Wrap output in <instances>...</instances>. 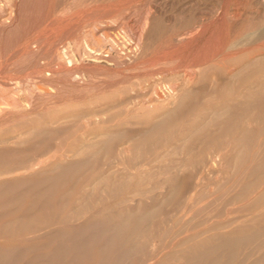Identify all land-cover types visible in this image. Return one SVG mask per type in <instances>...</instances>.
<instances>
[{"label": "bare ground", "instance_id": "1", "mask_svg": "<svg viewBox=\"0 0 264 264\" xmlns=\"http://www.w3.org/2000/svg\"><path fill=\"white\" fill-rule=\"evenodd\" d=\"M146 1L147 0H145V2ZM203 1L205 0H187L179 6L178 9L173 10V8L170 9L157 0H149L146 2L148 4L143 3V0H0V149L4 147L12 148L21 146L25 149L28 147V149H33L32 151L36 152L39 141H42L41 138H43V136L50 137L53 135V138H47V141H49L47 145L46 143L42 144L45 141L44 137V141L41 142V145H46V147L39 146L40 148H38V150H40H37V154L30 151V153L36 154L35 156L32 154V158L30 157L31 154H29L28 149L26 152L28 157H30L28 159H25L23 155H21L23 152L20 150L18 152L16 150V154L20 153L19 155L20 157L22 156L21 158L23 160L21 159L16 163L13 162V165L11 164L12 166L9 167L7 166L9 158L7 159L4 157L7 160L2 163L4 164L6 162V165H0L2 167V169H0V177L3 178V182L7 181L4 177L9 178L14 176L13 174L23 179L26 178V176L37 175V172H44L48 170V167L54 170V168L56 169L63 166L65 164L64 162H73V160L78 157L80 159L81 156V159L85 158L86 160V158H88L86 156H90L91 159H94L100 155L111 156L115 154L117 157L114 158L121 157L122 159V157H124L122 153L125 155L129 152L130 156L134 157L135 155V157H141L140 155L143 154L144 148L146 150L145 144L149 146L147 139L149 140L151 138V136H149L150 133L159 134L163 130L167 132V130L169 131L170 128L173 127L172 123L176 126V123H178L176 120H178V118L175 120L173 117L172 119L175 121L173 120L174 122H171V116L177 111L180 113L181 110L182 113V111H187L193 107V103L191 104L190 99L196 94L198 97L200 96L198 94L209 95L208 97L210 98L213 96H216V98L220 96L222 98V96L225 95H236V98L238 97L240 99V102L239 99L238 102L241 103V106L243 104L245 106L242 107H246L244 109L245 111L235 112L231 110L234 104L228 105L229 102L227 101L228 103H226V97H224L223 99L225 100L223 101L216 100L217 102L215 103L209 102L212 106L207 108L206 111H209L210 114L204 115L205 117L201 115H199V117L197 116V118L203 117L204 123H194L195 125L197 124V127L194 128V130L191 129L192 132L190 135L193 136L196 133L199 135L204 134L207 136L206 138H209L210 145L208 146L209 143L205 144L208 148L199 151L198 157L207 155L210 157V159L208 158L209 161L212 160V165L221 152L217 150L219 149V143L222 142L219 133L224 129H226V131L228 129L218 124L220 130L218 129L217 131L216 129L217 133H215V130L209 127V125H211H208L209 121H211V123L215 122V124H213L216 125V120L218 118H227L226 112H228L229 106H232L230 111L237 113L234 118L240 114L237 118L238 120L243 116L242 118L247 119V123L249 124L257 122V124L260 123V127L264 126V0H213L210 6L206 5V3H201ZM201 4H203L202 8L199 7ZM140 68L144 71L142 75L133 76V74H123L125 71H136ZM199 101H201V99ZM208 101L209 100H207V102ZM189 103L191 104L190 106ZM239 103L238 106H240ZM190 111H192V109ZM253 111L254 113L250 114ZM256 112L257 114H255ZM225 118H223L224 122L225 120L227 121ZM164 119L167 121H162ZM224 122H220V124L223 126ZM228 122L230 121L228 120ZM228 124L229 123H227V127L229 128L230 125ZM122 125H146L149 126V130L146 132L144 131V135L142 133L145 139L136 141L138 137L136 139L131 138L135 141L134 144L126 140L128 144L125 143L122 145ZM233 127L236 130V127ZM209 128L211 129L209 130ZM229 129H231V126ZM261 129L264 128L262 127ZM183 132L180 133L186 134L185 131ZM240 132L243 136L249 133L247 131ZM224 133L227 134L225 131ZM138 134H140V132H138ZM54 136L57 138H55L56 140ZM222 136L223 134L221 137ZM154 137L155 142H159L161 139L163 140V138H160L158 135L154 134ZM126 138H129V136L127 137L126 135ZM224 138L227 140V136ZM50 139H54L57 145L53 146L52 143L54 142H51L52 140L50 141ZM255 139L258 140L256 137ZM32 140H38L37 143H33V145L37 144L35 150L28 145L32 144ZM203 140L204 139H201V141ZM229 141L227 142L229 143ZM253 144H255V142ZM249 145H251L250 142ZM249 145L246 147H249ZM184 146L183 149L189 150L188 146L186 147L185 144ZM260 146H262V144ZM173 147L174 146H172V148ZM238 147L237 145L236 148ZM222 148L225 150L224 146ZM244 149L246 150V148ZM250 149L252 151V148ZM261 149L262 148H260V151ZM173 151L175 152V150H172L171 153H173ZM178 151L179 149L177 152ZM2 152L4 154L6 153L5 151ZM130 152L134 155H131ZM232 152L233 151H231V153ZM166 153L164 152L162 155ZM16 154L15 156H17ZM259 154L262 153L260 152ZM220 156L222 157V153ZM232 156H234V154H232ZM101 157L104 158V156ZM0 159L1 161L3 160L2 158ZM12 159L14 158L11 157L10 160L12 161ZM91 159L89 161H91ZM198 159H200V157ZM10 160L8 163L11 162ZM53 160H55V162H53ZM85 160L82 161L84 162ZM91 162H89V165ZM2 163L0 162V164ZM73 163L72 167L68 168V171L69 169L74 170ZM188 163L191 162H187L186 167H189ZM137 164L136 162V165ZM179 164H181V162ZM263 164L261 163V167H264ZM68 165L70 164L68 163ZM109 165H111V162ZM137 166L139 167V165ZM181 166H183V164H181ZM206 166L210 165L207 164ZM3 167L5 169H3ZM200 167L197 168L200 169ZM204 169L206 168H203V171H205ZM94 170L96 171V169ZM101 170L103 169L100 168L99 171ZM182 170H184V168H182ZM262 171H264V169ZM117 173L118 172L115 171V174ZM73 177L74 176H72V178ZM107 177L110 178L109 175H107ZM257 178L260 177L258 176ZM4 179L6 181H4ZM11 179L12 178H10V180ZM44 179L45 177L43 180ZM15 181L17 183L15 186L20 184L17 180ZM50 181H52V179ZM8 182L9 181H7V183ZM11 182L12 180L9 183ZM71 182L73 184L74 181ZM250 183V185L253 184L252 182ZM54 184H57V181H54ZM257 184L258 183H256V187ZM7 186L9 185H6V187ZM58 186H60V184ZM94 186L96 185L94 184ZM217 186H219V184ZM6 187L5 189L7 190ZM53 187H56V185ZM248 190L249 188L243 190L244 193L237 194L239 196L241 195V197L243 196V202L246 195V197L249 198L252 194L249 193L250 190ZM262 190L264 189L262 188ZM29 191L31 192V190ZM246 192H248L249 195L248 193L246 194ZM262 192V194L259 192L261 195L258 194L257 196L259 197L255 198V206L261 207L260 205H264L262 204V202H264V191ZM217 196L219 197V195ZM222 196L224 197V195ZM45 197H42V199ZM219 201L220 200H218V202ZM233 201L235 200H230L231 203ZM252 202H254V200ZM13 203L14 202H12V204ZM235 203L237 204V201ZM20 204H22V202ZM249 204L251 205V201H249ZM249 204L248 206L250 208ZM244 205L247 204L244 203L243 206ZM237 206L241 208L239 204ZM237 206L235 207L239 208ZM251 206H253V204ZM262 207L264 208V206ZM142 209V212L138 215L141 218L129 216L132 220L134 218L133 221L135 222L136 228L144 226L147 215L150 214V210L146 211L144 209L145 212L143 213L144 210ZM229 210L227 211L229 212ZM240 210L243 209L241 208ZM232 211H235V209H232ZM250 211H253V209ZM236 213H238L237 209ZM254 213L257 214H254L252 218H246L248 219L247 222H249V225L245 229L242 227L243 230L241 231L235 232L236 230H234V232H231L233 230L230 229L231 231L228 232V229L226 232L215 231L216 233L213 234L210 233L209 230H203V232L205 231L206 233L208 231L212 235L209 237L204 236L205 238L202 236L204 240L197 241L198 243L194 242L193 245L185 249V252L183 251L181 253H184L183 259L185 264H264V211H260L259 213L256 211ZM235 215L236 214H234V216ZM72 217L73 216H71V218ZM125 217L123 219L126 222V219L129 218ZM211 218L213 219V217ZM29 220H31V218L28 219V221ZM37 220L38 219H36V223L40 222ZM224 220L230 221L228 223L226 221V223L223 222L224 226L221 227L216 225L217 229L219 227L227 228L229 226V228H232L233 225L238 226L235 224L230 226L233 222L227 217ZM14 223L16 222H9L8 224H10V226L8 228H21L20 220L17 221L19 226L16 227ZM30 223L31 222H29V224ZM25 224L26 227L29 226L25 222L22 223L24 226ZM105 224L104 222V225ZM119 224H121L120 227H118ZM119 224L117 223L114 225L120 230H126L121 222H119ZM204 224L206 223L204 222ZM35 226H37V224ZM115 226H112L113 230L116 229ZM93 227L90 226L89 229ZM239 227H241V223ZM8 228L6 229L9 231ZM12 228L9 232H12ZM94 228L92 231L98 230V228L95 230ZM106 228L108 229V227ZM203 228L205 229V227ZM21 229L27 230V228L24 229L23 227ZM213 229L217 230L216 228ZM117 230L115 232H117ZM5 232L7 231L5 230ZM23 233L27 232L23 231ZM107 233H110V231L108 230ZM142 234L146 235H143L145 238L149 237L147 232ZM95 235L97 234L95 233ZM98 235H100L101 238L104 234L101 235L98 233ZM114 235L115 234H113V236ZM199 235H197V237ZM111 236L110 233V237ZM117 236L119 237L120 235ZM195 237L196 235L194 238ZM113 239L115 240V238ZM189 240L191 241V239ZM106 241L108 240L106 239ZM113 242L115 243V241ZM149 243H147V245ZM62 245L60 244L59 248H61ZM111 245L114 246L112 242ZM111 245L109 244L110 247H112ZM147 245L146 247H149ZM151 245L152 244H150V246ZM109 246L108 248H110ZM63 247L64 246L61 248L62 251ZM124 247L125 248L120 249H126L125 245ZM136 248L139 247L135 245L130 247L131 250H135ZM122 252L121 254L124 253ZM131 253L133 252L131 251ZM1 255L3 254L0 253V260L2 261L3 259L1 257L5 255ZM155 257L157 258V255ZM118 260L121 262L119 258ZM178 260L181 261L180 258Z\"/></svg>", "mask_w": 264, "mask_h": 264}, {"label": "rangeland", "instance_id": "2", "mask_svg": "<svg viewBox=\"0 0 264 264\" xmlns=\"http://www.w3.org/2000/svg\"><path fill=\"white\" fill-rule=\"evenodd\" d=\"M148 1L149 0H147L146 2H148ZM157 1H159V3L165 4L170 9L173 8V10H174V9H178V7L181 6L187 0H183V1H181V0L180 1L179 0H174V1L173 0H163V1L157 0ZM146 2H145V0H143V3H146ZM211 2L213 3V0H205L201 3H203V4L206 3V5L210 6ZM195 3H196V1H195ZM146 4H148V3H146ZM203 4L199 5V7L202 8ZM125 72H123L124 75H126V74L132 75L133 74V76L134 75H136V76L142 75L144 73L142 68L137 69L136 71L130 70V71H125ZM198 95H200V96L198 97L196 94V95L192 96V99H190L191 104L193 103V105H192L193 107H191L187 111L184 110L187 114L184 111H182V113H181V110H180V113H179V111H177L171 116V119L173 117L175 120L178 118V120H176V122H178V123L175 122L176 126H175V124L172 123L173 127L170 128L169 131L167 130V132H166L165 130H163L159 134L154 133L155 135L160 136V138L162 137L163 140L156 138V139H159L160 141L159 142L157 141L158 143L155 142L154 139L156 136L154 137L153 132L150 133L149 136H151V138L149 140L147 139V142H149V146L147 144H145L146 150L144 148V152L142 155H140L141 157L138 156L139 158L135 157V155L131 154V152H130V154L134 155V157L130 156L129 152H127L125 154L126 156L122 153V155L124 156V157H122V159H121V157L120 158L119 157L114 158V157H117V155H115V154H113L111 156L100 155V156H97L96 158H94L95 160L91 159L90 156H86V157H88V158H86V160H85V158L81 159L82 158V156H81L80 159L78 157L75 160H73L74 163L66 161V162H64L65 164L63 166H61L60 168L59 167L56 169L54 168V170H53V168L48 167L49 171L46 170L44 172H42V171L37 172V175L34 174L35 176L30 175V176H26V178L21 179V177H19L18 175L13 174L14 176H12V177H9V178L4 177L9 182L12 180L11 183H9V182L7 183V181L5 179H4V181H6V182H3V178L0 177L1 182H2V184L0 182V186H1L0 198L3 199V200L0 199V253L3 254L1 256L5 255L4 257H1L5 262L3 260L2 261L0 260V264H31V263L32 264H43V263L48 264V262H49V264H57V263L58 264H63V263L64 264H106V263L107 264H112V263L113 264H122V263L123 264H153V263L154 264H182V262H183V264H185V261L183 259L184 253L183 254H181V253L183 251L185 252V249H187L189 246L193 245L194 242L198 243L199 241L204 240L205 237H209L212 235L210 233L214 234V233L220 232V231L226 232L228 229H229L228 232L231 230H233L231 232H234V230H236L235 232H238V231L243 230L242 227H244V229H245L249 225V222H247V220L249 218H252L254 216V214H257L254 212L257 211L259 213L260 211L261 212L264 211V208L262 207L264 205H260L261 207H258V206H255V204H254L255 198L259 197L257 195L260 193L262 194L263 193L262 191H264V190H262V188L264 189V171H262L264 169V167L263 166L261 167V163L263 164V162H264V160H262V159H264V129H261V128L262 127L264 128V126L260 127L259 126L260 123L257 124V122L256 123L253 122V124L252 123L249 124V123H247V119L242 118L243 116L241 117L242 119L240 118L238 120L237 118L240 116V114H238V116L236 118H234L237 115V113H235V112L245 111L244 109L246 108V107H242V106H245L243 104L241 106V103H239L240 99L238 97L236 98V95H231L232 97L230 95L229 96L225 95V96H222V98L220 96H219V98H216V96H213L215 98H213V97L210 98V97H208L209 95H207V96L204 94H198ZM224 97H226L225 102L226 103L229 102L228 105L234 104L235 107L234 106H233V108H232V106H229V107L232 108L231 110H233L235 112L233 113V111H230V108H228L229 110L227 109L228 112H226L227 118L223 117V118L227 119V121L224 119L225 120V122H224L223 118L222 119L218 118L217 120L214 118L216 120L217 126L214 125L215 122L211 123V121H209V123H208V125L211 124L213 126L212 127L211 125H209V127H211L212 130H215L214 131L215 133H217L216 129H217V131H218V129L220 130L219 125L223 128L228 129L227 131H226V129H224L221 133H219L220 131L218 132L220 135L219 137H220V139L222 138L221 141L223 143L222 142L219 143L220 147L218 146L219 149H217V150L221 151L220 154L222 153L223 158L219 154V157L216 158L217 160L216 159L214 160L213 165H212V163H211L212 160L209 161L210 157H208L207 155L203 156V157L199 156L200 159H198L199 158L198 155L200 153L199 151H201L202 149L208 148V146L210 145L209 138H206L207 136L204 134L199 135L196 133L193 136H191L190 134H191L192 130H194V128L197 127V124L195 125L194 123H199V124L200 123L202 124V122L204 123V120H203L204 119L203 117H205L204 115L210 114L209 111H206L207 108H210V106H212V104H210L209 102L215 103L219 100L223 101V100H225V99H223ZM228 97H229V100H228ZM198 98H199V100L201 99L202 102L199 101ZM193 99H194V101H193ZM238 99H239V102H238ZM195 100H196V102H195ZM207 100H209V101L207 102ZM200 103H201L202 107L200 106ZM238 103L240 106H238ZM191 104L189 103V106ZM237 106H238V108H237ZM195 107H197V108H195ZM203 107L204 108L206 107V108L204 109ZM191 109H192V111H190ZM188 111H190V112H188ZM229 111H230V113H229ZM188 113H189V115H188ZM253 113H254V111L250 114H253ZM231 114L234 116H232ZM255 114H257V112ZM199 115H201L203 117L197 118V116L199 117ZM194 118H196V119H194ZM174 119H172V120L169 119V120L171 122H174L175 121ZM235 119H237V120H235ZM228 120L231 123L228 122ZM162 121L165 122L167 120L164 119ZM170 121H168V122H170ZM184 121H186V122H184ZM199 121H201V122H199ZM212 121H213V119H212ZM220 122L221 123L224 122L223 123L224 125L222 126V124H220ZM227 123H229L228 125L231 126L232 130L229 129L230 126H229V128L227 127ZM168 125H171V124H168ZM261 125H262V123H261ZM142 126L143 125H141V126H139V125H122V136H123L122 137V145L126 143V140L127 141L129 140L130 143L134 144L135 141L132 140L133 138L136 139L138 137L136 141L145 139L143 137V135L145 134L146 131L149 130V126H146V125H144L143 127ZM233 126L236 127V130ZM168 128H169V126H168ZM211 128H209V130ZM248 129H250V130H248ZM251 129H252V131H251ZM259 129H261V130H259ZM182 130L185 131L186 134H183L184 132ZM224 131L227 134H225ZM240 131H242V132L247 131L249 133L246 136H243V134ZM123 132H124V135H123ZM134 132H135V134H134ZM138 132H140V134H138ZM180 132H183V133H180ZM126 133H128L129 135ZM142 133H143V135H142ZM261 133H263V134H261ZM222 134H223V136L225 134L224 137L227 136V140L223 136L221 137ZM229 134H231V135H229ZM126 135H127V137L129 136V138H126ZM130 135H131V137H130ZM174 135H175V137H174ZM51 136L50 137L43 136V138H41L42 141H39V143H38L39 145L36 144L38 146V148L46 147L47 142H49V141H47V138H53V135H51ZM44 137H45V141L43 140ZM255 137L258 138V140L255 139ZM55 138L56 137L54 136V139ZM235 138H236V140H235ZM54 139L53 140L50 139V141L52 140L51 142H54V143H52L53 146L57 145V143L55 141L57 138L55 140ZM151 139H152V141H151ZM201 139H204L205 141L204 140L201 141ZM58 140H59V138H58ZM207 140H208V142H207ZM242 140H244L245 142ZM227 141H229V143ZM37 142H38V140H32V142H31L32 144H28V145L31 146L32 148H34V150H35L36 145L35 144L33 145V143H37ZM41 142H43L42 144L46 143V145H41ZM243 142H244V144H243ZM249 142L252 146L249 145ZM252 142L253 143L255 142V144H253ZM50 143H48V144H50ZM226 143H228V144H226ZM52 144H50V145H52ZM126 144H128V142ZM155 144H156V146H155ZM184 144L186 145V147L188 146L189 150L183 149ZM205 144H208V146ZM258 144H259V146H258ZM261 144H262V146H260ZM237 145L239 146L238 147L239 149L236 148ZM248 145H249V147H246ZM37 146H36V148H37ZM172 146H174L175 148L173 147L174 148L173 149ZM223 146H224L225 150L222 148ZM228 147L231 149H229ZM259 147L262 148L261 151H260ZM38 148L36 149V152H34V151H32L33 149L30 150L27 147L29 154H31L30 155L31 158H32L33 153H30V151L37 154L38 151L40 150V149L38 150ZM244 148H246V150ZM250 148H252V151ZM27 149H25L24 147L22 148L21 146L12 147V148L4 147L3 149L1 148L0 149V158H2L3 160L1 161V159H0V162L2 163L9 158L7 161V166L10 167L13 165L12 164L13 162L16 163V162L20 161L22 159L21 158L22 156L20 157V155H19L20 153L16 154V152L17 151L19 152V150L21 152H23V154H21V155H23V157L25 159H28L30 157H28V154L26 153ZM178 149H179V151L177 152ZM1 150L5 151L6 153L4 154ZM172 150H175V152L173 151V153H171ZM255 150L258 154L255 152ZM14 151H15V153H14ZM159 151H160V153H159ZM231 151H233V152L231 153ZM259 151L262 154H259L260 153ZM164 152L165 153L167 152V153L165 155H162V154H164ZM13 153H14V156H13ZM175 153H176V155H175ZM15 154L18 157L15 156ZM36 154H33V156H35ZM168 154L170 155L171 158L169 157ZM232 154H234V156H232ZM180 155H181V157H180ZM101 156H104V158ZM174 156H178V157H174ZM190 156H192V157H190ZM255 156H256V158H255ZM4 157H6L7 159ZM11 157L14 158L15 160L12 159V161H11L10 160ZM93 157H95V156H93ZM89 158L91 159L92 162L89 161L90 160ZM140 158H142V159H140ZM145 158H146V160H145ZM201 158H203V159H201ZM9 160L11 161L10 163H8ZM82 160H85V161L83 162ZM76 161L79 163H77ZM215 161H216V163H215ZM218 161H220V162H218ZM259 161H261V162H259ZM53 162H55V160H53ZM89 162H91L90 165H89ZM110 162H111V165H109ZM136 162L138 163L137 165H139V167L136 165ZM180 162H181V164H183V166H181V164H179ZM187 162H191V163H188L189 167H186ZM195 162H196V164H195ZM5 163L4 164L2 163L0 165L4 166V165H6ZM68 163L70 165H68ZM72 163L74 165V168H73L74 170L69 169V171H68V168L72 167ZM192 163H193V165H192ZM115 164H116V167H115ZM189 164H191V165H189ZM207 164L210 166H206ZM211 165H212V167H211ZM7 166H5V167L8 168ZM102 166H103V168H102ZM107 166H108V168H107ZM109 166L112 168H110ZM192 166H194L195 168ZM104 167H105V169H104ZM197 167H200L201 170ZM207 167H210L212 169V171L210 168H207ZM100 168L103 170L99 171ZM182 168H184V170H182ZM185 168H186V170H185ZM203 168H206V169H204L205 171H203ZM0 169H2V167ZM3 169H5V168L3 167ZM94 169H96V171ZM209 169H210V171H209ZM113 171H114V174H113ZM115 171L118 173L115 174ZM261 173L263 174V176ZM56 175H58V176H56ZM107 175H109L110 178H108ZM110 175H112V176H110ZM72 176H74V177L72 178ZM258 176L260 178H257ZM40 177H41V180H40ZM44 177H45V179L43 180ZM10 178H12V179L10 180ZM51 179H52V181H50ZM53 179H55V180H53ZM15 180H17V182L20 183V184H18L20 186H18V185L15 186V184H17ZM30 180H31V182H30ZM54 181L55 182L57 181V184L58 185L60 184V186H58L57 184H54ZM62 181L65 183V185ZM71 181H74L73 184ZM76 182H79V183H76ZM250 182H252L253 184L250 185L251 184ZM256 183H258L257 187H256ZM94 184L96 186H94ZM218 184H219V186H217ZM6 185H9V186L6 187ZM33 185H34V187H33ZM55 185H56V187H53ZM75 185H77V186H75ZM254 185H255V187H254ZM38 186H41V187H38ZM43 186H44V188H43ZM5 187L7 188V190L5 189ZM26 187H28V188H26ZM57 187H59V188H57ZM218 187H220V188H218ZM233 187H235V188H233ZM247 187L250 190V191L248 190L249 193H252V194L249 196V198L246 197L247 195L245 196L243 194L246 197V199L244 197V202H243V199H242L243 196L241 197V195L239 196L237 194L238 193L242 194L243 190L248 189ZM227 189H228V191H227ZM3 190L5 191V193ZM29 190H31V192ZM252 190L254 191V194H253ZM43 191H45V192H43ZM257 191H258V193H257ZM247 193L248 192H246V194ZM249 193H248V195H249ZM6 194H7V196H6ZM1 195H2V197H1ZM217 195H219V197ZM222 195H224V197L226 199L227 198L228 199L226 200ZM10 196H11V198H10ZM42 197H45V198L42 199ZM236 197H239V198H236ZM18 199H20V200H18ZM232 199L235 200L232 202L233 204L230 202V200L232 201ZM10 200L14 203L12 204V202ZM17 200H18V202H17ZM218 200H220L221 202L220 201L218 202ZM253 200H254V202H252ZM236 201H237V204L235 203ZM249 201H251V205L253 204V206H251L249 204ZM21 202L23 205L20 204ZM244 203L247 205L243 206ZM229 204L230 205L232 204V205L230 206ZM238 204L241 206V208L243 210H240L241 208L239 206H237ZM248 204L250 205V208H249ZM262 204H264V202H262ZM220 205H222V206H220ZM234 205L239 207V208H236ZM131 207H133V208H131ZM140 208L141 209L143 208L142 210L145 209L146 211L150 210V214L147 215L146 223L144 224V226L141 227L143 229L136 228L135 222L133 221L134 218H133V220H132V218H129V216L130 217L131 216L140 217V216H138L142 212ZM228 208L229 209L232 208L233 210L235 209V211H232V209L229 210ZM103 209L105 210V212ZM236 209H237L238 213H236ZM252 209H253V211H250ZM145 210L143 211V213L145 212ZM227 210H229V212ZM245 211L247 214H249V213L250 214L247 215L245 213ZM13 212H15V213H13ZM216 212H217V214H216ZM77 213H79L80 215ZM226 213L230 216H228ZM229 213H232V214H229ZM68 214H69V216H68ZM96 214H99V215H96ZM212 214H213V216H212ZM234 214H236V215L234 216ZM237 214H239V215H237ZM76 215H77V217H76ZM9 216H10V218H9ZM71 216H73L74 218L73 217L71 218ZM125 216L131 220L126 219V222H125V220L123 219ZM106 217H107V219H106ZM211 217H213V219ZM226 217L231 219V221L233 222L230 224V226H232L233 224L238 225V226L233 225L232 228L231 227L229 228V226H228L227 228L225 227L226 229L220 228L221 226H224L223 225L224 223H226V222L228 223L230 221V220H227V221L224 220V219H226ZM24 218H26V219H24ZM30 218H31V220L28 221V219H30ZM33 218H34V220H33ZM87 218H88V220H87ZM214 218L216 219V221ZM246 218H248V219H246ZM36 219H38L37 221H40V222L36 223ZM6 220H7V222H6ZM18 220L21 221L20 227L21 228L23 227L24 229L27 228V230H22L20 227H19L20 229H18V227H17V226H19V224H18L19 222L17 223ZM102 220H103V222H102ZM119 220H121V221H119ZM90 221H93V222H90ZM118 221L122 223V226H124V228H126V230L125 229L120 230L118 228L121 225V224H119ZM9 222L10 223L16 222L17 224L16 223H14V224L17 228H14V229L12 227L8 228L10 226V224H8ZM23 222L27 223V225H29V226L26 227V224H25V226L22 225ZM29 222H31V223L29 224ZM104 222L106 224H109V225H106V224L104 225ZM109 222H111V223H109ZM204 222L206 224H204ZM216 222H217V224H216ZM238 222H239V224H238ZM34 223H36L37 226H35L36 224H34ZM117 223L119 224V226L117 225L118 227L115 226ZM201 223L203 224V226ZM214 223H215V226H214ZM240 223H241V227H239ZM243 224H245V225H243ZM38 225H40V226H38ZM216 225H219L220 227L217 229ZM90 226L91 227L94 226V227H96V228L93 227L94 230L97 228H98V230L92 231L93 228L89 229ZM112 226L113 227L115 226L116 229L113 230ZM226 226H227V224H226ZM106 227H108V229ZM203 227H205V229ZM212 227L216 228L217 230L213 229ZM6 228H8L9 231L11 228L13 230H12V232H9ZM4 229L9 233L5 232ZM82 229L84 232L82 231ZM99 229H101V230H99ZM3 230H4V232H3ZM108 230L110 231L112 236H113V234H115V235L113 237L112 236L110 237V233H107ZM116 230L118 233L115 232ZM203 230H205V231L209 230L210 233L208 231L205 233V231L203 232ZM23 231L27 232V233H23ZM144 232H147L148 233L147 235L149 237L145 238L143 235H145L146 233L142 234ZM201 232L204 234H202ZM91 233H93V234H91ZM95 233L97 235H95ZM98 233H100L101 235L104 234V235H102L103 238H102V236L100 238V235H98ZM116 234L120 235V236L118 237ZM206 234H208V235H206ZM94 235L96 236V238ZM195 235H196V237L194 238ZM197 235H199V236L197 237ZM97 236H98V238H97ZM202 236L203 237L205 236V237L203 238ZM105 237H107V238H105ZM152 237H154V238H152ZM113 238H115V240ZM106 239L108 241H106ZM189 239H191V241H193V240L194 241L191 242ZM198 239H200V240H198ZM112 240L115 241V243ZM157 241H159V242H157ZM111 242L114 246L111 245ZM149 242H153V243H149ZM108 243L112 247H110ZM147 243H149V244L147 245ZM189 243H190V245H189ZM60 244L61 245L63 244L62 246L66 247V248L63 247V251L61 249L62 246H61V248H59ZM150 244H152L151 245L152 247L150 246ZM124 245L126 246V249L128 252L126 251V249H120V248H125ZM133 245H135L136 247H139V248H136L135 250H131L130 247H133ZM146 245L149 246L150 248L146 247ZM108 246L110 248H108ZM106 248H108V249H106ZM182 248H183V250H182ZM119 249H120V251L125 250V251H123L124 253L121 251L123 253V254H121ZM4 250H5V252H4ZM8 250L10 253L8 252ZM155 250H156V252H155ZM117 251H118V254H117ZM131 251L133 253H131ZM119 252H120V254H119ZM56 253H57V255H56ZM126 253H127V255H126ZM134 253H135V255H134ZM8 254H10V255H8ZM103 254H104V256H103ZM156 255H157V258L155 257ZM130 257H133V258H130ZM178 257L180 258L181 261L178 260L179 259ZM118 258L120 259L121 262H119ZM34 260H35V262H34ZM114 261H115V263H114Z\"/></svg>", "mask_w": 264, "mask_h": 264}]
</instances>
